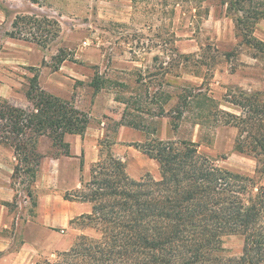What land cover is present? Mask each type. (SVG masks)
Returning <instances> with one entry per match:
<instances>
[{
  "label": "rangeland",
  "instance_id": "obj_1",
  "mask_svg": "<svg viewBox=\"0 0 264 264\" xmlns=\"http://www.w3.org/2000/svg\"><path fill=\"white\" fill-rule=\"evenodd\" d=\"M253 3L264 10V0ZM225 8L217 0H0V99L29 111L25 91L34 67L41 88L89 115L81 136L86 159L80 152L60 175L48 159L52 167L42 162L31 186L25 175L11 186L14 158L0 145V182L9 181L14 192L5 226L0 225V264L52 261L81 235L100 238L101 224L88 218L93 203L75 199L87 207L77 214L78 203L65 196L72 199L76 188L87 191L79 180L87 182L90 166L109 155L124 163L132 179L160 180L157 161L142 149L154 139L190 140L215 167L264 187L256 160L234 148L236 127L222 123L220 110L238 113L225 101L233 87L264 88V59L243 44ZM253 34L264 41V18L255 22ZM93 78L101 82L97 91L90 86ZM185 94L190 97L184 105L179 96ZM65 138L72 142L80 136ZM53 151L44 136L41 152L51 157ZM30 221L47 229V242L32 238L24 246ZM246 237L240 230L225 232L222 249L213 254L237 259ZM261 253L264 257V246Z\"/></svg>",
  "mask_w": 264,
  "mask_h": 264
},
{
  "label": "trees",
  "instance_id": "obj_2",
  "mask_svg": "<svg viewBox=\"0 0 264 264\" xmlns=\"http://www.w3.org/2000/svg\"><path fill=\"white\" fill-rule=\"evenodd\" d=\"M217 1L231 14L243 44L264 59V41L253 34V25L264 18V10L254 0ZM29 69L34 71L25 97L31 109L26 111L0 99V145L10 148L14 158L12 187L21 175L28 177L27 186L35 181L45 157L38 150L41 136L47 137L56 150L51 157L70 156L65 135L82 136L89 123L87 113L41 88L36 68ZM90 86L97 91L101 82L93 78ZM233 88L225 101L235 106L238 113L220 110L222 123L236 127L234 148L252 156L256 160L255 172L261 175L264 88ZM188 97L180 95L179 101L185 105ZM122 125L128 123L119 122L118 126ZM196 146L190 140L147 142L142 149L157 161L160 169L161 178L154 182L130 178L124 163L113 155L106 161L99 157L90 166V179L79 180L88 190L76 188L72 199L65 198L93 203L88 218L101 224V237L81 235L69 250L57 252L55 260L44 259L35 264H105V260L109 264H264V187L251 177L240 179L215 167L212 160L198 154ZM82 165L81 160L80 170ZM26 193L32 198L30 188ZM31 203L36 204L34 199ZM236 230L247 236L243 255L227 259L213 254L222 249L221 235Z\"/></svg>",
  "mask_w": 264,
  "mask_h": 264
},
{
  "label": "crops",
  "instance_id": "obj_3",
  "mask_svg": "<svg viewBox=\"0 0 264 264\" xmlns=\"http://www.w3.org/2000/svg\"><path fill=\"white\" fill-rule=\"evenodd\" d=\"M43 137L44 136H41L39 138V142H38V150L40 152H41V141L43 140ZM65 141L69 143L70 156H64L63 155V156H60L57 158L46 156V157H43V159L41 160V163H40V165L42 164V162L46 163V161L48 159L54 161V163H55L54 168L56 169V175H60V172L64 166H65L64 167L65 169H70L68 167L69 165H67V164H70L71 161H74V163H76V161H77L76 156L79 155L80 152H83L85 159L88 156V148L86 147V139H84L80 136L79 140L74 139V141L69 142L70 140L68 138H65ZM41 153L44 154V152H41ZM82 162H83V165H82V167H83L84 166V159ZM49 165L50 164L46 163V166H49ZM77 165H78V170L80 172V160H78ZM50 166L52 167V165H50ZM64 190L65 189H63V191ZM13 195H14L13 188L10 186L9 181L3 182V183L0 182V225L5 226L4 217L8 213V211H7L8 205H5L4 202L11 201L13 198ZM70 201L74 204L78 203V205H79V206H77V211H75V213L81 214V213L87 212V209H86L87 207L83 203L78 202V201H74V200H70ZM71 215L72 214H70V213H69V215L68 214L65 215V218L60 222L62 227H66L68 225ZM43 223L46 224L45 221H43ZM41 234H43L44 236H42ZM49 234L50 233L47 231L46 228H44V227L42 228L41 226H36L34 224V222L30 221V223H28L26 228H25V235L26 236H25L24 246L25 247L28 246V240L29 239L38 238V240L42 241L41 237H43V239L45 240V238H47L49 236ZM0 239H2V238H0ZM45 241L47 242V240H45ZM1 250L2 249L0 247V251Z\"/></svg>",
  "mask_w": 264,
  "mask_h": 264
}]
</instances>
